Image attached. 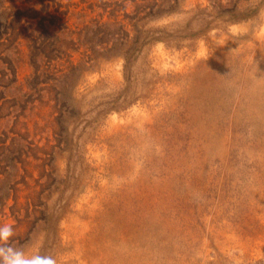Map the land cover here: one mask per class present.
<instances>
[{"label": "rangeland", "instance_id": "374dc122", "mask_svg": "<svg viewBox=\"0 0 264 264\" xmlns=\"http://www.w3.org/2000/svg\"><path fill=\"white\" fill-rule=\"evenodd\" d=\"M38 1L46 5L6 0L4 7L10 17L17 8L34 16L25 9L38 8ZM147 1L122 0L120 8L129 19L135 4L155 3ZM170 2L157 0L161 7L152 13L141 8L139 14L149 13L142 19L145 31L163 41L143 45L135 58L130 52L125 74L118 50L105 58L95 47L98 61L82 66L75 94L92 91L103 98L121 87L133 101L125 110L96 113L98 102L83 100L56 104L54 94L66 87L59 82L54 87L45 59L21 45L32 39L30 28L19 46L0 50V59L6 58L0 66L16 64L18 72L9 78L0 73V113L14 108L17 103L10 102L21 92L41 93L20 112L22 120L39 122H30L27 133L35 147L30 163L20 156L17 172L0 163V226H14L13 247L52 256L57 264L264 260V0H177V11L165 16ZM49 4L58 23L72 29L91 15L80 0ZM234 4L244 8L246 19L224 26L214 17L209 25L217 27L174 46L192 25L197 5L216 16ZM31 24L32 18L20 14L14 25ZM70 48L78 58L81 49ZM143 83L149 85L138 96ZM55 104L64 117L59 134L50 123L58 112L48 110ZM51 149L53 168L41 172V151ZM32 198L41 199L44 210L22 217L20 209Z\"/></svg>", "mask_w": 264, "mask_h": 264}, {"label": "trees", "instance_id": "16d2710c", "mask_svg": "<svg viewBox=\"0 0 264 264\" xmlns=\"http://www.w3.org/2000/svg\"><path fill=\"white\" fill-rule=\"evenodd\" d=\"M5 1L6 0H0V50H6L12 45L19 46L20 35L23 34V36H25L28 28L32 29V32L30 33L32 39L29 42H26V44L21 41V45H26V47L30 49L36 57L41 55L42 58L45 59V73L47 79L49 78L52 80V83H54V87L57 82L66 87L63 89V92H56L54 94V96L56 95V97L60 100L58 101L57 98H53L56 104L61 101L79 103L80 100H83L84 103L89 105L98 102L96 106L98 110L96 113H100L103 112V110L106 112L125 110L128 108V105L133 103V101H128L126 97L122 95L124 89L121 87H119L115 92L105 94L102 98L100 94L92 91H88V93L83 94H75V86L78 82V78H82L83 76L81 74L82 66H89L98 61L96 55L98 50H95V47L99 49V52L103 53L105 58L116 56L115 51L118 50L116 53L122 54L121 56L124 60L123 74H125L129 69L128 63H132L131 57L135 58L143 50V45L147 46L154 41H163L160 36L146 32V22L142 21L145 15L154 11V6L159 8L161 7V4H157V0H154L155 3L151 5L144 4L141 6L143 10L146 8L148 9L149 13L147 12L145 14H139L142 10L139 5L135 4V15L129 17L130 20L126 14L127 10H121L120 8V1L122 0H80V4H83V7L86 8L91 15L82 21V26H77L74 29L68 25V22L58 23V19H56L57 16L55 17V15H52L50 12V0L40 1L46 5H42L38 1V5L40 4L38 8L31 5L29 8L25 9L27 11H31L34 16L23 15L19 11V8H17L18 11H16L15 15L11 17L6 13L7 7H4L6 4ZM140 1L142 3L148 2L147 0ZM170 1V4H167L166 6V9L168 10L166 11L165 16L172 15L175 11H177L176 8H174L177 4V0ZM56 3L57 2H53L55 6ZM27 11H24L25 14ZM212 12L213 10H210L207 6L201 7L199 5H197L195 9L191 10L193 18L192 25L190 26L188 32H185V34L181 35L179 38L174 39V46L178 47L180 44L179 41L186 40L188 37L192 38L191 36H195L199 33L203 35L205 31L215 28L219 24L227 26L248 17L244 12V8L238 6L237 4H234L231 8H226L220 13L216 12V16H212ZM106 13L109 15L105 16ZM20 14L26 18H32L35 24H31V27L14 25L17 23V17ZM214 17L218 20L217 26H214L213 24L209 25ZM133 41L135 42L134 47L132 43ZM129 43H131L130 47H128L130 51L127 53L126 48ZM72 45H77L78 48L81 49V53H79L78 58H74L70 55L69 50ZM130 52H132L131 57L128 56ZM0 60L4 61L6 58L2 57ZM39 67L40 65L35 66L36 70ZM2 68L4 70H2ZM54 69L56 71H60L61 74L50 75L49 73ZM0 73L2 74L1 77H16L18 76L17 65L10 63L2 67L0 66ZM146 83H143V85L139 84L136 95H144L146 91L145 89L149 85V83L147 85ZM40 95V92H21L19 95H15L12 98L13 101L11 100L10 102V107H14L15 103L19 104V102H21L20 107L16 108V104L14 108L8 110L9 112L0 113V121H5L4 124L0 125V146H2L0 151L3 155L0 163H4L8 169L12 166L16 172L18 171L17 169H19L17 163L20 156H23V161L28 159L27 163H30L29 157L33 156L30 154V151L32 152L35 150V147H33L34 144L32 140L28 141L27 133L29 134L32 130L29 127V124L32 121L35 126L39 123L35 121L37 120L36 118H25V120L21 119L23 117L22 114H24L28 109L24 107V105L29 103L32 99L38 98ZM134 100L136 99L134 98ZM99 101H104L106 105L103 106ZM56 104L49 107L48 110L50 112L49 114H53L54 111L58 112V116H52L50 123L53 127L54 133L56 131V133L59 134V130L57 128L59 127L60 120L63 121L64 117L61 114L62 110H59ZM31 108H29V110H31ZM70 108H73V106ZM21 111L22 114H20ZM50 151L52 152L47 153L41 151L42 154L40 158H38L41 172H45L47 169L53 168L52 161L55 155V150L51 149ZM7 174L10 175V171H7ZM22 174L24 175L25 173ZM9 175L5 177V180H9ZM5 186L9 192H14L15 188H12L11 185H9V182L6 181ZM33 192H35V198L37 192L34 189ZM34 198L28 199L25 203L26 205L20 209V212L22 214L24 213L22 217H33L35 214H38V212L41 213L44 210L42 208L43 202H41V199L36 198V200H34ZM16 202L17 201H15V203ZM15 203L11 206L15 205ZM246 264L251 263L246 262ZM253 264H264V260L254 262Z\"/></svg>", "mask_w": 264, "mask_h": 264}, {"label": "clouds", "instance_id": "9594fccd", "mask_svg": "<svg viewBox=\"0 0 264 264\" xmlns=\"http://www.w3.org/2000/svg\"><path fill=\"white\" fill-rule=\"evenodd\" d=\"M14 236V226H0V264H57L54 257L39 253L26 254L25 251L13 247L11 238Z\"/></svg>", "mask_w": 264, "mask_h": 264}]
</instances>
